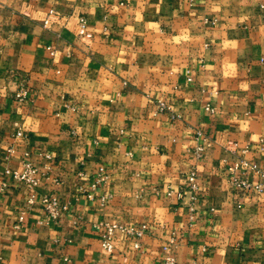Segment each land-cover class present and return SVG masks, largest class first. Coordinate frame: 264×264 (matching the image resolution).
<instances>
[{"label": "crops", "instance_id": "1", "mask_svg": "<svg viewBox=\"0 0 264 264\" xmlns=\"http://www.w3.org/2000/svg\"><path fill=\"white\" fill-rule=\"evenodd\" d=\"M25 153L48 177L29 207L18 182L1 192L0 264H160L171 237L179 264H264V194L225 169L264 172V0H0V181ZM191 172L192 219L154 192ZM44 193L68 203L56 220ZM103 221L149 228L139 248L116 231L107 252Z\"/></svg>", "mask_w": 264, "mask_h": 264}, {"label": "built area", "instance_id": "2", "mask_svg": "<svg viewBox=\"0 0 264 264\" xmlns=\"http://www.w3.org/2000/svg\"><path fill=\"white\" fill-rule=\"evenodd\" d=\"M83 21V20H81ZM16 96L18 98H23L26 96L25 89L21 88L17 93ZM158 110L160 112H163L166 110V105L163 100H157ZM205 111L208 113H213L214 109L209 105L206 104L204 106ZM24 133L22 130H17L14 133V137H23ZM198 138H200L203 141L207 140V136H205L203 133L198 132ZM233 146H236V143H232ZM204 148V144H199L196 146L195 150L196 153L199 154ZM249 149V145L243 146L241 148V152L245 153ZM7 152H12V148L9 147L7 149ZM49 158V156L47 155ZM226 172L229 178V181L231 184H233L235 187L238 188H244V189H253L258 193L264 194V180L260 181L259 178L257 179H249L246 176H237L236 171L242 170L245 172L247 169H250L251 171L258 174L260 177H264V172L261 170L259 165L256 162H247L243 159L240 161H236L233 164H227ZM48 167H45V169H40L36 163H34L29 155L25 153L21 159H20V168L16 167H9L6 166L3 170V178L0 181V194L7 186V182L9 179H12L19 184L23 185L26 189L29 190V195L26 199L27 207L35 204L37 192L36 187L39 183V181L44 178L48 177L47 174ZM107 174L104 172L103 167H99L94 175V178L92 182H90L88 188L80 187L81 193L87 197L91 198L92 193L98 188V186L106 181ZM196 175L194 172H191L187 176V182L185 184H180L178 186H174L170 183L163 184L161 187H156L154 189L155 193L163 192L167 196H175V198L178 201H184L186 200V207L188 208L190 212V218H193V215L196 211V204H197V185H196ZM53 181L55 184H58L59 181L54 178ZM39 204L44 212V214L49 219L56 220L58 219L63 212H65L68 209V203L60 201L54 193H44L40 196ZM24 218V211H21L18 220L22 221ZM96 227L100 228L101 230V237H100V245L101 247L107 251L112 252L113 250V236L116 231H120L122 234L127 236L130 239H135L133 242V246L135 248L140 247L139 240L140 238L145 234L149 226L147 224H139V225H120L108 221L100 222L96 225ZM174 243V238L171 237L167 244H165L163 249V254L161 256V262L160 264H179L172 252L170 246Z\"/></svg>", "mask_w": 264, "mask_h": 264}]
</instances>
